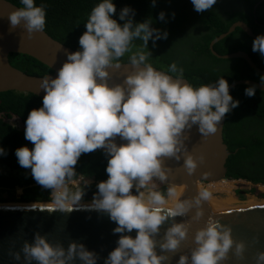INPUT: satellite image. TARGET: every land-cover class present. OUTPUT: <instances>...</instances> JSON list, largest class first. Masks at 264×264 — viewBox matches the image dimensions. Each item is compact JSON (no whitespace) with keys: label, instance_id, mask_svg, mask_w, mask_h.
Segmentation results:
<instances>
[{"label":"clouds","instance_id":"1","mask_svg":"<svg viewBox=\"0 0 264 264\" xmlns=\"http://www.w3.org/2000/svg\"><path fill=\"white\" fill-rule=\"evenodd\" d=\"M216 2L191 0L197 13L212 9ZM20 3L23 7L8 14L11 28L22 25L29 38L34 32H44L47 5L37 6L35 0ZM116 11L113 0H98L84 23L79 50L66 53L55 78L40 79L45 93L42 106L32 109L25 121V139L34 147H19L15 156L22 168L30 169L38 185L51 190L48 211L86 208L107 213L115 222L113 233L120 236L104 264H165L167 253L176 252L188 239L190 223L175 218L195 209L191 221L199 222L212 192L202 187L193 197L182 199L183 191L178 195L177 185L169 182L171 169L164 158L177 162L183 158V168L192 175L197 159L203 162V157L194 158L188 152L185 133L197 126L204 138L215 134L225 115L240 102L230 95L223 76L194 86L177 62L166 71L155 69L149 62L148 42L155 47L157 41L168 38V32L152 27L151 20L134 23L135 12L127 6L119 12L121 25L112 18ZM158 19L165 21L163 11ZM137 40L139 46L134 44ZM252 51L264 57V34L253 39ZM126 54L133 71L122 84L110 85L108 69L123 65L120 61ZM260 82L264 85V77ZM255 94V86L245 89L246 96ZM117 137L123 143L118 144ZM97 149H104L108 178L97 183L91 202L84 203L89 181L82 176L77 180L75 166L82 154ZM4 155L0 147V156ZM168 222L170 226L157 240ZM133 230L134 238L126 234ZM231 232L230 226L209 215L192 237L195 247L190 254H180L176 264H223L230 251L243 259L245 244L234 241ZM21 253L23 264H75L77 259L80 264H97L99 259L82 243L70 242L65 249L39 232L10 255L20 262ZM255 264H264V251L256 254Z\"/></svg>","mask_w":264,"mask_h":264},{"label":"trees","instance_id":"2","mask_svg":"<svg viewBox=\"0 0 264 264\" xmlns=\"http://www.w3.org/2000/svg\"><path fill=\"white\" fill-rule=\"evenodd\" d=\"M19 8L20 0H8ZM255 7L256 3L259 2ZM98 0H35L37 6L46 4L45 32L52 38L79 50L78 39L86 31L88 14ZM116 14L112 17L119 21V12L124 7L134 10V23L151 20V26L168 32L166 40H159L153 47L149 62L153 67L166 71L172 62L184 69L185 79L194 86L215 82L222 77L231 83L249 79L260 82L261 76L246 61L240 58L222 59L211 52L210 42L228 31L235 22L246 23L255 36L264 34V0H217L212 9L197 13L191 0H113ZM165 13V21L158 15ZM174 14V15H173ZM255 37L248 36L237 27L232 33L214 44L213 49L220 55L236 51L249 54L258 68L264 70V57L252 51ZM139 46L141 41H134ZM126 54L120 63L128 62ZM9 62L15 68L34 76L52 73L51 69L27 55L11 53ZM171 74V73H169ZM261 83V82H260ZM248 85H237L229 92L239 106L225 115L223 138L230 156L226 163V179H244L254 184L264 185V91L256 88L253 97L245 95ZM42 106V99L31 93H0V147L6 155L0 156V197L1 203H43L50 200L51 190L44 189L32 178L30 169L22 168L15 156V150L34 145L25 139V121L32 109ZM16 119L21 125L17 128L9 121ZM107 158L95 150L82 154L75 171L77 175L93 177L105 181ZM17 189L21 190L16 196ZM255 191V189H254ZM264 197V194H257ZM83 200H85L83 196Z\"/></svg>","mask_w":264,"mask_h":264},{"label":"water","instance_id":"3","mask_svg":"<svg viewBox=\"0 0 264 264\" xmlns=\"http://www.w3.org/2000/svg\"><path fill=\"white\" fill-rule=\"evenodd\" d=\"M13 8L19 7L8 0H0V93L8 91L31 93L42 99L45 93L39 87L40 79L47 75L55 78L58 69L66 61V53L75 51L55 40L45 31L34 32L29 38L22 25L15 29L11 28L8 14ZM237 27L241 28L248 36L256 37L246 23L238 21L231 25L227 32L210 42L211 52L222 59H243L252 69L264 77V70L258 68L245 51L239 50L225 55H220L214 51V44L228 36ZM11 53L32 57L51 69L52 73L44 76L29 75L10 64L9 55ZM127 63H122L123 65L119 68L108 69L110 73L108 83L110 85L122 84L124 76L133 71L132 66ZM237 85L255 86L264 91V85L249 79L231 83L229 91ZM224 125L225 117L221 121V125H218V131L207 138L199 134L197 126H193L190 131L185 133L189 137L185 141L188 152L194 158L203 157V162L197 159V168L192 175H189L183 168V158L179 162L171 158H164L165 166L171 169L169 182L177 186L184 185L182 199L196 195L199 181L214 183L226 179V163L231 153L224 142ZM116 142L118 144L123 143L119 137H117ZM97 151L104 153V149H97ZM94 193H85V200L92 199ZM133 194H135L134 190ZM31 204L42 203L0 205V264H23V253H21L20 262L15 261L10 253L19 252L24 241L31 243L34 234L37 232L46 236L52 244L61 243L65 249L70 242L84 244L87 250L98 255L97 264H104V259L109 252L117 246L116 242L120 234L113 233V229L117 225L109 219L107 213L86 208H75L66 213L50 212L47 210L50 206H29ZM203 211L204 216L199 222L191 221L195 209H192L185 217L175 218L176 222L185 220L190 223L188 239L181 243L176 252L167 253L169 260L165 264H176L180 254H190L191 249L195 247L192 237L198 228L204 226L209 215L230 226L234 241H242L245 244L243 259L236 258L230 251L229 258L223 264H255L256 254L259 251H264V206L243 207L224 212L210 203H205ZM170 223L168 222L161 227L160 235L156 237L157 240L162 237ZM126 234L134 238L136 231L133 230L132 233ZM159 251L157 248L158 254ZM33 264L36 262L33 261ZM75 264H80V261L77 259Z\"/></svg>","mask_w":264,"mask_h":264},{"label":"rangeland","instance_id":"4","mask_svg":"<svg viewBox=\"0 0 264 264\" xmlns=\"http://www.w3.org/2000/svg\"><path fill=\"white\" fill-rule=\"evenodd\" d=\"M12 125H14L15 127L17 128H21L22 125L16 120V119H12L9 121ZM223 181H227L230 183L231 185V191H230V196L237 201V205L240 207H245V206H248V203L251 201L255 202V203H258L259 202H262L264 200V197H258L257 194H264V187L262 186V184H259V185H255L254 183H251V182H245V183H240V182H234V181H230L228 179H225ZM216 185H218V183H220V181L217 183V182H214ZM214 183H208V184H200L198 182V185H202L200 186L201 188L202 187H207L211 192H212V197L213 199L215 200H219L221 198L224 197V194L221 193L219 191V185H218V188L216 185H210V184H214ZM255 189V191H254ZM20 190V189H17V191ZM16 191V196H19V194L21 193L19 191V193H17ZM236 191H242L241 195L240 196H235L234 193H237ZM0 197H6V194H1ZM92 199H89V200H83V202H87V201H91ZM212 200V198H211ZM9 204H13V203H18V202H8ZM0 204H6V203H1ZM20 204V203H18ZM262 204V203H260Z\"/></svg>","mask_w":264,"mask_h":264},{"label":"bare ground","instance_id":"5","mask_svg":"<svg viewBox=\"0 0 264 264\" xmlns=\"http://www.w3.org/2000/svg\"><path fill=\"white\" fill-rule=\"evenodd\" d=\"M210 185L213 186L216 184L214 183V184H210ZM218 185H219V191L224 194V197L219 199L218 201L213 199V197H212V200L210 199L207 203L212 204L213 206L217 207L218 209H221L224 212H229V211H232V210L237 209V208H243L242 206L239 207L237 205V201L234 200L230 196L231 185L229 182L220 181V183H218ZM218 185H216L217 188H218ZM200 186H202V185H198V190L201 188ZM181 191H184V185L177 186V194L178 195L181 193ZM90 202L91 201H87L84 203H90ZM260 203H262V204H260ZM0 205H19V204L18 203H13V204L6 203V204H0ZM29 206H50V205H49V203H42V204H31ZM169 206H171V202H170ZM251 206H264V200L262 202H259V204L250 200V202L248 203V206H245V207H251Z\"/></svg>","mask_w":264,"mask_h":264},{"label":"built area","instance_id":"6","mask_svg":"<svg viewBox=\"0 0 264 264\" xmlns=\"http://www.w3.org/2000/svg\"><path fill=\"white\" fill-rule=\"evenodd\" d=\"M31 172V171H30ZM81 176L82 177H84L87 181H89V184L85 187V189H84V191H85V193H92V192H97V187H96V185H97V183H99V182H101V181H99V180H97V179H95V178H93V177H89V176H85V175H81V174H79L78 176H77V180H79L80 178H81ZM208 184V183H207ZM259 185V184H258ZM263 187H264V185H262ZM19 191L21 192V190H18L17 191V193H19ZM49 197H50V194H49ZM49 202V201H48ZM48 202H46V203H48Z\"/></svg>","mask_w":264,"mask_h":264},{"label":"flooded vegetation","instance_id":"7","mask_svg":"<svg viewBox=\"0 0 264 264\" xmlns=\"http://www.w3.org/2000/svg\"><path fill=\"white\" fill-rule=\"evenodd\" d=\"M258 3H260V1L257 2L256 5H258ZM228 180H229V179H228ZM231 181H234V182H240V183L248 182V181H246V180H244V179L231 180ZM199 183H200V184H207L206 182H203V181H199ZM255 185L257 186L258 184H255ZM159 187H164V186H163V185H159ZM236 192H237V193H234L236 197H237V196H240L241 193H242V191H236ZM92 193H94V192H92Z\"/></svg>","mask_w":264,"mask_h":264}]
</instances>
